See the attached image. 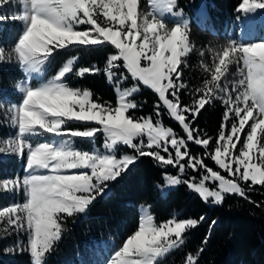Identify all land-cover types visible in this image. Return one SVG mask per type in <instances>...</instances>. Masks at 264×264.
Here are the masks:
<instances>
[{
  "label": "snow or ice",
  "instance_id": "6c2138e0",
  "mask_svg": "<svg viewBox=\"0 0 264 264\" xmlns=\"http://www.w3.org/2000/svg\"><path fill=\"white\" fill-rule=\"evenodd\" d=\"M14 4L21 11L12 19L21 21L24 30L10 51L0 49V62L14 59L25 78L15 85L21 101L8 108L16 135L0 141V152L19 155L26 163L25 175L0 182V191H22L25 199L0 209V239L26 233V247H18L29 251L32 264H45L46 255L66 231L64 220L86 214L105 193L108 182L116 180L138 157L177 167L181 174L186 169L203 170L198 182L195 177L182 181L167 174L164 179L169 186L185 182L206 203L221 204L226 195L245 197L239 180L264 187V42L228 43L214 55L212 67L204 65L210 79L196 89L201 95L191 106H181L179 92L187 85L179 69L186 66L183 58L193 45L189 21L178 10L177 0H148L150 10L146 12L140 9L139 0H0V9ZM257 9H264V0H242L238 11L246 17ZM166 17L175 18L171 25ZM7 18L0 16V22ZM82 25L90 27L81 30ZM100 45L115 49L105 67L109 83L115 80V106L100 103L90 90L67 83L76 57L69 58L51 78L36 80L59 50ZM233 64L240 78L229 88L226 76ZM121 67L126 75L118 71ZM98 71L80 68L75 75L83 78ZM128 76L135 83L123 88ZM140 84L158 96L156 119L131 114L138 107L133 98ZM213 100H220L225 108L214 149L211 138H202L189 121V116L194 121ZM161 106L179 123L186 139L164 126ZM77 123L84 126H70ZM100 135L102 150L75 146V138L91 143ZM188 142L202 146L207 157L232 178L209 168L203 156H192ZM121 146L134 154L118 155ZM209 181L216 187H210ZM198 223L178 218L156 223L145 209L137 229L114 250L108 264H160L184 244L186 233ZM186 264H198V254H188Z\"/></svg>",
  "mask_w": 264,
  "mask_h": 264
},
{
  "label": "trees",
  "instance_id": "16d2710c",
  "mask_svg": "<svg viewBox=\"0 0 264 264\" xmlns=\"http://www.w3.org/2000/svg\"><path fill=\"white\" fill-rule=\"evenodd\" d=\"M177 2L178 10H182L183 16L189 18V38L193 45L191 52L183 58L186 66L182 64L179 69L181 80L187 85L179 92L180 104L190 106L201 95L196 89L203 87L205 79H210L209 73L204 70L206 62L211 66L214 62L208 50L217 52L216 46L228 45L238 39V21L241 17L238 8L242 0ZM13 10L20 11L19 8ZM0 16L8 17L0 23V49L10 51L22 34L24 25L10 18L3 9H0ZM114 52V48L105 45L59 50L51 58L44 76L46 79L51 78L67 59L76 57L74 72L69 74L67 83L73 88L90 90L93 99L100 103L107 102L115 106V80L109 83L105 72L106 61ZM204 53L207 56L206 62ZM80 68H96L99 71L80 78L75 75V71ZM235 69L236 66L230 65L227 79ZM118 71L126 75L122 67ZM23 79L21 67L14 59L0 63V104H3L5 110L21 101L22 96L15 85ZM132 84L128 76L122 87ZM228 86L230 88L231 84ZM133 99L138 105L131 110L133 116L157 118L156 107L160 102L152 90L140 86ZM224 111L222 102L213 100L200 110L194 121L189 116V121L202 138L216 140ZM160 113L164 126L177 131L178 123L169 117L162 106ZM70 126L82 128L84 125L77 123ZM16 131L8 117L6 120L0 119L1 139L14 137ZM100 139V136L96 139L98 145ZM87 142L83 138H75V146L79 149H89ZM192 153L199 156L205 154L203 147L196 145L192 146ZM25 163L26 158L0 157V181L22 178ZM168 173L170 171L153 158L138 157L128 170L116 180L108 182L105 193L97 197L86 214H77L64 220L66 231L46 255L45 264H94L93 254L96 252L107 261L114 250L137 229L142 208L150 211L156 223L172 218L199 222L186 233L184 244L164 257L160 264H186L188 254H198V264H264V187L248 183L243 186L245 197L226 195L221 204L212 205L190 191L185 182L167 192H161L164 176ZM24 199L22 191L0 193V209L21 204ZM18 245L26 247V233H13L0 239V264H32L29 251H22Z\"/></svg>",
  "mask_w": 264,
  "mask_h": 264
},
{
  "label": "rangeland",
  "instance_id": "374dc122",
  "mask_svg": "<svg viewBox=\"0 0 264 264\" xmlns=\"http://www.w3.org/2000/svg\"><path fill=\"white\" fill-rule=\"evenodd\" d=\"M139 7L140 9H142L143 11H149L150 8H149V4H148V0H139ZM16 8H19V10L21 11V6L19 4H14V5H7L5 6V8L3 9L4 12H7V15L12 18L13 14L16 13L15 10L13 9H16ZM184 19L188 20L189 19L185 16H183ZM166 19L168 20L169 24L171 25L173 20L175 18H172V17H166ZM1 23V22H0ZM190 24V23H189ZM238 26H240V28H243L242 30H240V32L238 33V39L235 41L237 43H244V44H248V43H259V42H264V9H257L255 12L253 13H249L246 17L244 15V13L241 12V17L239 18V21H238ZM86 27H90V26H85V25H82L80 26V29L83 30L84 28ZM227 45H218L216 46L215 48L217 49V52L221 51L223 47H225ZM209 51V50H208ZM215 50L211 49V51L209 52L211 55V57L213 58L214 55L217 53ZM204 56H205V62H206V55L204 53ZM2 63V62H0ZM208 67H212L211 65H208L207 62L204 64ZM234 66H236L235 64H233ZM237 67V66H236ZM47 68V67H46ZM22 70V68H21ZM23 72V70H22ZM24 73V72H23ZM43 74L42 73L39 77L36 78L37 81H39L40 79L43 78ZM236 77H239V75L237 74V69H235V72L232 74H230L228 76L229 79H227L229 81V84H231V82L235 81V78ZM129 78L131 79V77L129 76ZM240 78V77H239ZM119 79V78H118ZM24 80V79H23ZM22 80V81H23ZM20 81V82H22ZM133 81V80H132ZM179 82V81H178ZM135 82L133 81V84ZM132 84V85H133ZM132 85H130L129 87H131ZM140 86H143L145 87L144 85L140 84L139 85V88ZM123 88H127V87H123ZM147 88V87H145ZM150 89V88H148ZM18 90V89H17ZM151 90V89H150ZM19 92V91H18ZM139 92V91H138ZM137 92V93H138ZM20 93V92H19ZM21 94V93H20ZM117 94V92H116ZM235 94L233 93V96ZM22 96V94H21ZM158 97V96H157ZM118 98V96H117ZM192 104H190L191 106ZM167 111V110H166ZM8 110H5L3 107L0 108V119L2 120H6L7 117H8ZM186 116H188L189 114H185ZM174 120V119H173ZM175 121V120H174ZM177 122V121H176ZM178 123V122H177ZM251 123V121L249 122ZM11 124V123H10ZM179 125V123H178ZM13 127V126H12ZM180 127V128H179ZM228 130L230 131V123L228 125ZM248 130V127L246 126L245 128V133H242L241 134V140H243L244 138V135L246 134ZM176 134H177V137L180 138H187L186 137V134L183 132L182 130V127L179 125L178 126V130L175 131ZM100 142H99V145L96 143L97 141L94 140L92 141L91 143L90 142H87L90 147L89 149L87 150H92V149H96V148H100L102 150V146H103V136L100 135ZM8 140V139H7ZM0 141H6L4 139H1L0 138ZM195 145L193 144L192 142H188V148H189V152L192 156H197V157H200L199 155H195L194 153H192V146ZM198 146V145H196ZM202 147V146H201ZM238 147H240V145H238ZM211 148H215V140H211ZM133 155L134 154V150L132 149H129V148H126L124 146H121L120 147V150H119V153L118 155L122 156V155ZM162 155L165 156V158L167 157V153H162ZM174 155V153H173ZM11 156H17V157H20L19 155H16V154H11V153H4V152H0V157H4V158H7V157H11ZM204 157V163L209 167V168H212L213 170L215 171H219L222 175L225 176V178H228V179H231L232 177H229L228 174L226 172H224L223 170L219 169L217 165H215V163L207 157L206 154L202 155ZM206 161H209V163H207ZM183 163V161H182ZM164 168L168 169L170 171V173H168L167 175H172V176H179L180 179L182 181H189L191 180L193 177L196 178L197 182L199 181V178H200V175L202 173L203 170H200L199 172H196V171H192L191 169H186V171L181 174L179 172V169L177 167H172V166H164ZM25 175V171H24V174L23 176ZM165 177V176H164ZM6 181V180H5ZM0 182H3V181H0ZM241 186L243 187L244 185L246 184H251L250 181L248 182H244L242 180H239L238 181ZM208 185L212 188H215L216 185L212 184L211 181L208 182ZM177 185H174V186H169L167 185L165 179H164V185H163V188H161V192H167L168 190H171V189H174L176 188ZM190 190V189H189ZM191 191V190H190ZM193 192V191H192ZM0 193H12V192H8V191H0ZM195 193V192H194ZM197 194V193H195ZM198 195V194H197ZM199 196V195H198ZM209 204H215V203H212L211 201L207 202ZM146 208H142L141 209V215L142 213L144 212ZM93 263L94 264H108V260L109 258L107 259V261L103 260V258L99 257V252H96V254H93Z\"/></svg>",
  "mask_w": 264,
  "mask_h": 264
},
{
  "label": "crops",
  "instance_id": "0c3cea01",
  "mask_svg": "<svg viewBox=\"0 0 264 264\" xmlns=\"http://www.w3.org/2000/svg\"><path fill=\"white\" fill-rule=\"evenodd\" d=\"M66 61H67V60H66ZM66 61H65V62H66Z\"/></svg>",
  "mask_w": 264,
  "mask_h": 264
}]
</instances>
